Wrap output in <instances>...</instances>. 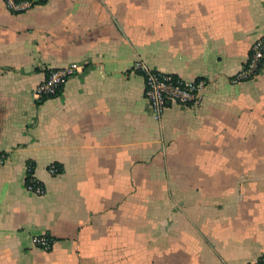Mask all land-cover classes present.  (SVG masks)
Listing matches in <instances>:
<instances>
[{
	"label": "crops",
	"instance_id": "0c3cea01",
	"mask_svg": "<svg viewBox=\"0 0 264 264\" xmlns=\"http://www.w3.org/2000/svg\"><path fill=\"white\" fill-rule=\"evenodd\" d=\"M36 1L0 0V264L263 260L264 69L233 78L264 38V0ZM138 64L205 80L200 103L157 119ZM71 66L59 96L35 99Z\"/></svg>",
	"mask_w": 264,
	"mask_h": 264
},
{
	"label": "built area",
	"instance_id": "2783aa9c",
	"mask_svg": "<svg viewBox=\"0 0 264 264\" xmlns=\"http://www.w3.org/2000/svg\"><path fill=\"white\" fill-rule=\"evenodd\" d=\"M11 5L14 8H20L13 2ZM263 69L264 38H260L252 45L247 61L233 78V81L235 83H241L253 80L262 74ZM136 70L145 79V97L157 119L173 105L189 106L200 103L202 92L207 87V82L203 79L188 82L175 74L151 70L142 64H138ZM79 72L80 70L75 66L48 70L44 80L34 92L35 99L43 101L59 96L68 80ZM5 161L6 156L0 154V166ZM49 171L57 175L59 174V167L53 164L50 166ZM26 187L30 192L40 196L46 192L43 184L35 178L33 167L31 166L28 169ZM35 243L41 249L51 250L54 241L51 237L40 236L35 239ZM250 264H264V259Z\"/></svg>",
	"mask_w": 264,
	"mask_h": 264
},
{
	"label": "trees",
	"instance_id": "16d2710c",
	"mask_svg": "<svg viewBox=\"0 0 264 264\" xmlns=\"http://www.w3.org/2000/svg\"><path fill=\"white\" fill-rule=\"evenodd\" d=\"M45 1L44 0H39V1H36L34 4H44ZM61 169L59 168V173H61Z\"/></svg>",
	"mask_w": 264,
	"mask_h": 264
},
{
	"label": "rangeland",
	"instance_id": "374dc122",
	"mask_svg": "<svg viewBox=\"0 0 264 264\" xmlns=\"http://www.w3.org/2000/svg\"><path fill=\"white\" fill-rule=\"evenodd\" d=\"M258 77H259V76H258ZM258 77H256V78H258ZM256 78H254V79H256ZM254 79H253V80H254ZM250 81H252V80H250Z\"/></svg>",
	"mask_w": 264,
	"mask_h": 264
}]
</instances>
